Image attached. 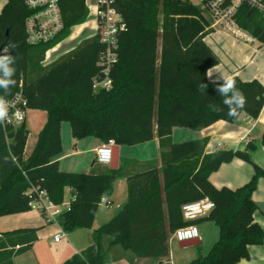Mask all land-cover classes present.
<instances>
[{"label": "trees", "instance_id": "trees-1", "mask_svg": "<svg viewBox=\"0 0 264 264\" xmlns=\"http://www.w3.org/2000/svg\"><path fill=\"white\" fill-rule=\"evenodd\" d=\"M85 1L59 0L63 30L54 41L37 46L27 42L26 20L33 10L28 9L26 0H9L0 14V50L9 43L17 45L12 50L17 57L16 86L6 98L19 92L22 81L28 108L47 113V122L28 158L25 148L30 131L26 122L0 125V217L32 210L25 192L31 183L40 182L56 204L64 201L66 188L73 189L76 200L64 215L65 231L92 227L102 197L113 193L125 167L109 168L99 175L61 171L64 122L70 124L77 140L92 137L103 144L114 140L116 146L149 143L157 135L162 167L127 176V201L116 217L95 232V241L108 236L111 245L136 258L162 264L169 256V237L177 229L213 222L219 228L218 240L209 253L188 264H238L249 259V246L264 242V230L254 220L258 206L252 199L264 171L253 165L252 179L236 190L217 189L209 175L235 157L253 164V153L264 147V132L260 141L252 140L243 149L212 154H205L208 139L176 144L171 136L174 128L201 131L222 120L235 123L243 114L257 120L264 108V86L257 80L232 78L246 104L237 117L228 116L223 97L206 75L209 68L219 65V58L204 42L213 29L200 8L188 0H114L113 7L124 18L126 30L119 36V60L111 73L113 87L94 92L92 80L99 74L98 60L104 51L98 35L82 41L51 66L41 65L47 50L88 21ZM238 22L264 45L263 16L244 7ZM203 83L208 87L201 91ZM165 148L169 150L163 151ZM204 198L215 203L210 214L184 220L182 207ZM37 231L22 228L0 233V264H15V257L33 247ZM104 261L99 252L76 264Z\"/></svg>", "mask_w": 264, "mask_h": 264}, {"label": "crops", "instance_id": "crops-1", "mask_svg": "<svg viewBox=\"0 0 264 264\" xmlns=\"http://www.w3.org/2000/svg\"><path fill=\"white\" fill-rule=\"evenodd\" d=\"M9 0H0V14L4 6ZM92 2V3H91ZM96 0L88 1L94 5ZM92 17L94 13L91 14ZM90 27L94 29V18L89 20ZM85 28H83L84 30ZM81 30V31H83ZM212 38L208 40L207 45L217 54L219 65L215 67L216 72L210 80L222 81L223 78L237 77L243 82L259 81L264 86V45L253 46V43H246L233 36L227 34L225 30H215ZM81 35V34H80ZM78 36V35H76ZM63 43V41H62ZM61 46H58L60 50ZM75 47L65 51L68 53ZM57 50V51H58ZM56 51V52H57ZM30 113H35L36 120L30 117ZM26 125L30 131V136L34 134L30 143L25 148V158H28L35 148L39 133L47 122V113L41 110L29 109L27 111ZM28 120L37 122L34 130L28 127ZM184 129V130H178ZM191 129L174 128L172 131V142L183 143L186 141L208 139L205 148V154L226 149H243L248 142L260 141L264 132V108L257 120H253L246 115H241L235 123L226 121H218L210 127L201 131L189 132ZM67 132V129L65 128ZM28 137V139H29ZM88 141V146L82 145L83 141ZM28 142V140H27ZM102 142L97 138L75 139L73 136L69 141V147L62 151L59 158L60 170L63 172H80L99 175L111 168L110 165H101L96 161V148L101 146ZM135 147H143L140 150L127 149L126 146H118L119 159L118 167L124 166L123 175L116 181L111 195L104 197L110 203L109 206L99 204L95 219L91 228L77 229L72 232L64 230V218H60L58 222L49 223L46 221L45 215L37 210H30L20 214L0 217V233L22 228L38 229V239L33 247L14 258L15 264H76L80 261H88L96 257L99 252L104 255L103 264H135L139 262L131 252L124 251L118 245H111V238L104 236L100 242L95 241V232L104 224L112 220L118 210L126 203L128 198L127 176L142 173L151 167H162L160 140L156 136L149 143L137 145ZM129 152L124 156L121 151ZM168 148L163 151H168ZM149 153V156H144ZM90 154V157L87 155ZM140 158V159H139ZM143 159V160H142ZM253 164H250L240 158L235 157L228 163H223L219 169L209 175V181L217 189L227 187L236 190L247 184L255 173L254 166L264 171V147L259 148L252 155ZM74 194L73 189L66 188L65 199L69 200ZM253 202L258 206L254 214V220L264 230V177H261L257 183V189L252 195ZM200 229L199 244L200 252H203L205 245L212 246L219 238V228L213 222H202L198 225ZM60 230L64 231L63 238L56 242L55 234ZM99 244V245H98ZM176 249V248H175ZM197 249V248H196ZM209 249V250H210ZM171 252V249H170ZM164 259H171V254ZM209 252V251H208ZM195 252H190V258L196 256ZM249 259H244L238 264H264V242L261 245L249 246ZM198 255V253H197ZM149 260V259H145ZM190 260V259H189ZM143 262L141 261L140 264ZM172 264H174L172 262Z\"/></svg>", "mask_w": 264, "mask_h": 264}, {"label": "built area", "instance_id": "built-area-1", "mask_svg": "<svg viewBox=\"0 0 264 264\" xmlns=\"http://www.w3.org/2000/svg\"><path fill=\"white\" fill-rule=\"evenodd\" d=\"M86 6L89 10V17L94 13V35H98L104 46V51L100 54L98 60L99 74L92 80V89L94 92L109 90L113 87L111 73L119 60V36L126 30L124 18L113 7L114 0H96L94 5L88 3ZM196 7L200 8L203 14L208 18L212 29L215 31L222 24L227 34L233 35L239 40L252 44L254 37L239 27L238 16L244 7L249 10L258 12L264 17V0H188ZM28 9L33 13L26 20L27 42L29 45L37 46L40 44H48L54 41L63 30V19L59 0H26ZM204 38L207 44L208 40L213 39L212 33ZM62 41L57 43L53 48L45 53V62L52 59L51 52ZM54 53V52H53ZM19 92L9 101V121L4 126H19L26 122L27 111L29 110L27 100L23 95V82L19 84ZM17 110L20 111L21 117H16ZM116 144L111 140L107 144L97 147L96 161L101 165L109 166L114 157V148ZM25 196L29 200V206L33 210H37L45 215L46 221L49 223L58 222L60 218H64L65 213L70 212L72 203L76 200V196L72 195L69 200H64L61 204L52 201L48 191L42 187L41 183L30 184L25 192ZM109 206L110 203L105 197H102L100 204ZM215 208V203L209 198H204L192 203H187L182 207L184 220L195 221L209 215ZM64 236V231L60 230L54 236V240L59 242ZM200 229L198 225H190L177 229L171 238L179 243L200 238ZM169 237V238H170ZM2 235L0 234V239ZM19 248V247H17ZM162 264H172L166 260Z\"/></svg>", "mask_w": 264, "mask_h": 264}, {"label": "clouds", "instance_id": "clouds-1", "mask_svg": "<svg viewBox=\"0 0 264 264\" xmlns=\"http://www.w3.org/2000/svg\"><path fill=\"white\" fill-rule=\"evenodd\" d=\"M16 47L15 43H9L0 53V92H2L0 94V125L9 121V101L6 97L10 94V90L16 86V80L14 79L16 69L14 65L17 57L12 54V50ZM214 73H217L215 66L209 68L206 75L211 79ZM217 80H211V82L216 85L217 93L223 97V104L228 109L227 115L237 117L239 110L243 109L246 104V97L236 87V82L233 79L222 77V83H218ZM206 87L208 85L204 83L199 86L201 91ZM15 115L20 118V111L17 110Z\"/></svg>", "mask_w": 264, "mask_h": 264}, {"label": "rangeland", "instance_id": "rangeland-1", "mask_svg": "<svg viewBox=\"0 0 264 264\" xmlns=\"http://www.w3.org/2000/svg\"><path fill=\"white\" fill-rule=\"evenodd\" d=\"M92 3V2H91ZM94 3V2H93ZM94 18V16L92 17V15L90 16V18L88 19L87 22H89V20H92ZM159 19L162 21V15L159 16ZM86 22V23H87ZM82 26V25H81ZM81 26H77L72 30V33L68 38H66L65 40H63V43L61 44V48H59L60 50H58L57 52H54L52 54V59L49 62H45L43 60V62L41 63V65H43V67H48L51 66V64H53L54 62H56L57 60H59L60 58H62L63 56H65L67 53H65V51L70 50V48H76L82 41L86 40V39H90L91 37H93V35L95 34V31L92 27H86L80 36H74V32L76 31V29H78ZM217 30H225L224 27L221 25H219L217 27ZM226 32V31H225ZM230 35V34H229ZM233 36V35H231ZM234 37V36H233ZM235 38V37H234ZM238 39V38H237ZM259 40L254 39V43L253 46H259ZM161 48V40L159 38V51ZM30 117L33 118V120H36V114L35 113H30ZM37 122L35 121L34 123H32V121L28 120V127L33 131L34 127L36 126ZM65 128L67 129V132L65 131ZM178 130H184V129H178ZM189 132H193L192 130H189ZM72 133L71 132V126L68 122H64L62 124V129H61V134H62V146H63V151H65V149H67V147H69V141L72 138ZM34 134H32L33 136ZM32 136L29 137L28 139V145L30 143V140L32 138ZM91 138V137H89ZM90 139H87L85 141H83L82 145L84 147L88 146V141ZM103 144V143H102ZM127 149L132 148L133 150H140V148L142 149L143 147H135V146H126ZM129 152H125L124 150L121 151V155L124 156L125 154H128ZM149 156V153H147L144 157L147 158ZM90 157V154L86 156ZM140 159V158H139ZM143 160V159H142ZM106 172V171H105ZM211 246L209 245H205V247H203V252H200L201 246L200 245H196V246H192V247H187V248H182L179 245V242L177 240H175L174 238H169V252L171 249V259L172 262L174 264H188L190 263L192 260L196 259L198 256H203L206 255L207 253H209L208 251H210ZM176 248V249H175ZM197 248V249H196ZM197 252L196 256L194 258H190V252ZM145 259H149V258H139V262L135 263V264H140V262L142 261V264H159L156 260L154 259H149V260H145ZM190 259V260H189ZM169 261H171L170 259H167Z\"/></svg>", "mask_w": 264, "mask_h": 264}, {"label": "water", "instance_id": "water-1", "mask_svg": "<svg viewBox=\"0 0 264 264\" xmlns=\"http://www.w3.org/2000/svg\"><path fill=\"white\" fill-rule=\"evenodd\" d=\"M0 53H2V49L0 50ZM119 151L120 150H119L118 146H115L113 161L110 164V167L112 169H116L118 167ZM198 244H199V240L198 239L179 243L180 247H182V248L192 247V246H196Z\"/></svg>", "mask_w": 264, "mask_h": 264}, {"label": "bare ground", "instance_id": "bare-ground-1", "mask_svg": "<svg viewBox=\"0 0 264 264\" xmlns=\"http://www.w3.org/2000/svg\"><path fill=\"white\" fill-rule=\"evenodd\" d=\"M89 24H91L90 21L87 22V23H85V24H83V25H82L81 27H79L78 29H76V31L74 32V33H75L74 36H76V35L80 36V34L82 33L81 30H83V28L90 27ZM57 48H58V47H57ZM57 48H56L54 51L51 52V55L53 54V52H56V51L58 50Z\"/></svg>", "mask_w": 264, "mask_h": 264}]
</instances>
